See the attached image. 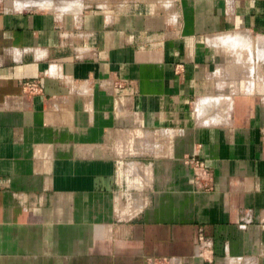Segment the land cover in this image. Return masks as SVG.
<instances>
[{"label":"crops","instance_id":"1","mask_svg":"<svg viewBox=\"0 0 264 264\" xmlns=\"http://www.w3.org/2000/svg\"><path fill=\"white\" fill-rule=\"evenodd\" d=\"M0 264H264V0H0Z\"/></svg>","mask_w":264,"mask_h":264},{"label":"built area","instance_id":"2","mask_svg":"<svg viewBox=\"0 0 264 264\" xmlns=\"http://www.w3.org/2000/svg\"><path fill=\"white\" fill-rule=\"evenodd\" d=\"M189 164L192 168L191 182L199 189L210 188L208 171L205 164L196 158H191ZM141 165L127 168L125 171V193L116 198L115 212L121 220H128L141 215L149 206L151 198L152 178L147 169Z\"/></svg>","mask_w":264,"mask_h":264}]
</instances>
